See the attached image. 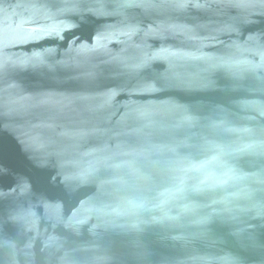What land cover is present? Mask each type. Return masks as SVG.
I'll list each match as a JSON object with an SVG mask.
<instances>
[{"label": "water", "instance_id": "1", "mask_svg": "<svg viewBox=\"0 0 264 264\" xmlns=\"http://www.w3.org/2000/svg\"><path fill=\"white\" fill-rule=\"evenodd\" d=\"M0 264H264V0H0Z\"/></svg>", "mask_w": 264, "mask_h": 264}]
</instances>
